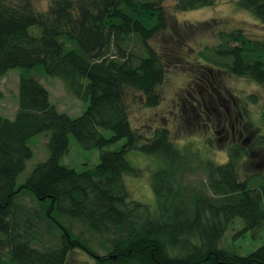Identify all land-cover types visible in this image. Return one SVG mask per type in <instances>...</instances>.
I'll use <instances>...</instances> for the list:
<instances>
[{"label":"trees","instance_id":"16d2710c","mask_svg":"<svg viewBox=\"0 0 264 264\" xmlns=\"http://www.w3.org/2000/svg\"><path fill=\"white\" fill-rule=\"evenodd\" d=\"M32 1L13 7L0 0V78L15 68L41 67L44 75L61 80L70 96L88 105L71 118L56 109L41 83L19 77L14 117L0 115V264H65L77 244L94 254V236L116 258L104 260L103 255L95 264H264V243L246 256L219 247L237 218L243 222L241 237L264 230V179L240 176L247 151L234 147L225 163H217L200 159L193 141L176 146L166 127L145 138L130 124L126 98L138 93L144 107H157V88L167 73L164 58H182L180 52L166 50L161 56L149 44L167 29L164 0H49L45 13L34 10ZM212 1L175 3L187 11ZM236 2L264 25V0ZM32 28L37 36L29 32ZM216 36V47H206L199 57L211 65L190 68L191 78L204 76V66L216 67L264 89V41L250 40L240 30ZM201 81L205 88L211 84ZM182 102L194 118L188 102ZM260 119L264 122V105ZM42 133H48V157L18 184L33 158L28 141ZM69 135L84 149L124 142L103 151L94 168L77 172L60 165ZM131 150L163 163L151 175L154 211L131 200L124 186L123 176L140 175L125 158ZM201 173L199 184L187 179ZM23 191L36 203L35 213L18 203ZM72 223L93 239L73 233Z\"/></svg>","mask_w":264,"mask_h":264},{"label":"rangeland","instance_id":"374dc122","mask_svg":"<svg viewBox=\"0 0 264 264\" xmlns=\"http://www.w3.org/2000/svg\"><path fill=\"white\" fill-rule=\"evenodd\" d=\"M4 1L13 7H19L25 2V0ZM32 3L34 10L42 13H45L49 6V0H33ZM162 7L167 20V29L150 40L149 44L161 56H164L166 50V52L170 51L172 55L180 52L182 58L176 60L164 58L166 62H163H165L167 73L163 83L157 88L160 95V103L157 107H144V101L141 96L137 95L138 93L126 98L125 104L130 124L135 131L145 138L151 137L154 129L166 127L169 129L171 139L176 146L182 148L183 145L180 146V144H183L185 140L193 141L194 148L200 153L198 154L200 159L209 157L217 163H225L229 153L227 148L230 146L227 141H230V138L224 139L222 136L226 130L229 131V128L228 126L221 127V125L216 127V120L222 114L213 116L211 121L208 119L199 121L196 116L191 118L190 111L182 105L185 98L197 97L195 88L198 85L195 82L199 79L191 78L189 69H196L199 64L207 63L208 67L211 65V63L203 60L201 62L199 57L206 47H216L218 32L240 30L250 40L264 41V25L251 13L241 9L236 0H213L211 6L187 11L177 9L175 0H164ZM29 32L33 36L38 35L35 28L30 29ZM66 46L72 47V44L66 43ZM138 53L140 54V50ZM214 68L215 70H211V68L204 66L205 71L211 72L206 75V79L211 81L212 88H216L221 94L230 93L237 104L243 107L242 115L245 121L240 123L239 127L243 130L242 125L245 124L248 130L242 133L243 138L250 132L254 133L252 139L247 144H243L247 146L249 151H247V156L244 157L241 164L240 176L242 179H246L249 176L259 175L264 179V145L262 146L260 143L261 141L264 142V122L260 119V110L264 105V89L247 79L233 76L224 69ZM20 76L33 78L46 87L50 92L51 103L59 112L65 113L71 118L78 117L88 105V103L70 96L65 91L61 80L44 75L41 67L30 70L15 68L0 78V115L7 119H13L17 109ZM196 77L203 79L201 75ZM128 92L130 93L129 90ZM251 96L256 98L255 102L251 101ZM209 106L207 105V108L211 109L214 104L211 108ZM222 129L224 132L221 135H216V131ZM103 134L106 137L110 135L107 131H104ZM227 134L230 137V134ZM235 136H237V132ZM200 139L205 143L199 142ZM47 141L48 133L36 135L28 141V145L33 151V158L27 162L26 169L18 184L23 182L36 164L47 159ZM123 142L124 140L102 149H84L73 136L69 135L68 151L60 159V165L77 172L92 169L99 164L100 155L103 151L118 149ZM125 158L131 166L140 170L138 177L123 176V183L130 199L145 204L154 211L156 199L151 187V175L163 163L159 157L145 155L137 150L127 152ZM187 179L199 184L204 180V175L201 173L196 176H189ZM29 197L22 198L30 200ZM29 203L33 202L30 200ZM34 205H36L35 202ZM71 226L72 232L82 234L79 236L83 239H93L92 235L83 232L75 223H72ZM242 228V220L235 219L228 226L219 247L239 256H246L264 243V230L250 231L241 237L238 233ZM94 237L96 242H92L93 253L98 256L108 255L102 249L100 238ZM67 264H95V261L86 252L78 250L71 252Z\"/></svg>","mask_w":264,"mask_h":264},{"label":"flooded vegetation","instance_id":"af4514ba","mask_svg":"<svg viewBox=\"0 0 264 264\" xmlns=\"http://www.w3.org/2000/svg\"><path fill=\"white\" fill-rule=\"evenodd\" d=\"M214 68H211V70H213ZM215 70V69H214ZM210 71H205L204 76L202 77L203 79H206V75L210 74ZM199 80L197 82H195L198 86L195 88L196 89V93L195 95L197 97L194 96H189V98H185L186 102H188L189 106L192 108V113L195 112V116L196 118H198L199 121L208 119L211 121V119L214 117H216L218 114H222L218 117V119L216 120V127H219L221 125V127H227L229 128V131L226 130V132H224V130H220V131H216V135H221V133H225L222 137L224 139L230 138V141H227V144H229L230 146H228L227 149H233L234 147H242L244 148L246 151H249V149H247V146L243 145V144H247L253 137L254 133L250 132L249 134H247V136H245V138H243L242 133L245 131L247 132V126L245 124H243V130L240 129L239 124L244 122L245 119L242 115V111H243V107L239 106V104H237L235 98L233 97V95L229 94H221V92L219 90H216V88H212V84H210L208 87L209 88H205V83L202 82L200 78H198ZM208 90V92H207ZM211 90V92H209ZM220 94V95H219ZM201 102H200V101ZM191 102V103H190ZM193 102V105H192ZM200 103L201 104V108H200ZM210 104V106H209ZM214 104V107L211 108V106ZM207 105L211 108H207ZM198 107L199 111H197L196 107ZM203 109V110H202ZM205 110V111H204ZM194 116V117H195ZM237 132V136H235ZM230 134V137H228V134ZM250 144V143H249ZM248 147H250L248 145ZM257 154V153H256ZM29 196L28 193H26L25 191L21 192V194L19 193V204L23 205L24 207H27V212L28 213H35V209L34 208V202L33 203H29L30 200H25L22 199V197H26ZM36 204V203H35ZM25 212V210H24ZM83 251L86 252V254L88 256H90L95 262L100 260V256H96L88 251H85L80 244H77L76 249H74V251ZM73 251V252H74ZM1 253V251H0ZM104 260H108V259H112L115 260L116 258L113 255L108 254L107 257L103 258ZM68 263V259L65 262V264Z\"/></svg>","mask_w":264,"mask_h":264}]
</instances>
